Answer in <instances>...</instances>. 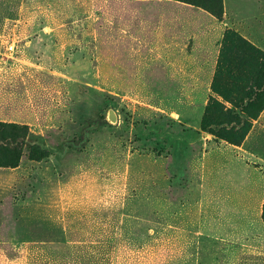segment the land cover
Returning <instances> with one entry per match:
<instances>
[{
  "label": "rangeland",
  "instance_id": "374dc122",
  "mask_svg": "<svg viewBox=\"0 0 264 264\" xmlns=\"http://www.w3.org/2000/svg\"><path fill=\"white\" fill-rule=\"evenodd\" d=\"M85 2L0 0V140H27L0 150V264H189L195 232L227 227L264 245V162L175 116L195 115L198 92L119 73L111 28L86 26ZM240 53H225L236 61L210 96L232 136L256 115L241 89L264 82L258 57ZM249 147L264 160V119Z\"/></svg>",
  "mask_w": 264,
  "mask_h": 264
},
{
  "label": "crops",
  "instance_id": "0c3cea01",
  "mask_svg": "<svg viewBox=\"0 0 264 264\" xmlns=\"http://www.w3.org/2000/svg\"><path fill=\"white\" fill-rule=\"evenodd\" d=\"M223 5L224 17L219 21L201 8L174 0H86L85 24L109 25L113 66L119 73L125 68L126 74L157 76L159 91L198 92L189 106L195 115L174 113L181 121L200 127L225 33L234 30L264 52V0H223ZM77 25H81L79 19ZM203 92H207L206 99ZM263 119L264 111L243 144L233 147L239 154L256 155L260 162L264 160L250 150L249 141ZM235 231L227 227L220 233L195 232L199 237L190 245L194 253L189 264H264V245L240 242Z\"/></svg>",
  "mask_w": 264,
  "mask_h": 264
},
{
  "label": "trees",
  "instance_id": "16d2710c",
  "mask_svg": "<svg viewBox=\"0 0 264 264\" xmlns=\"http://www.w3.org/2000/svg\"><path fill=\"white\" fill-rule=\"evenodd\" d=\"M174 1L183 2L186 4H190L194 7L201 8L207 11L208 13H210L211 15H213L219 21L223 20L224 17L223 0H174ZM230 47H233L235 50L241 52L240 53L241 55L243 54V56H246V59L244 61H248V58H250L249 56L253 55V56H257L258 60L261 61V65L264 66V52L253 46L249 41L245 40L236 31L228 30L225 33L223 39V45H222L221 55L219 58L218 68L215 74L214 83L212 85V92L216 91V87L218 85L215 83V81L218 80V77L224 75L229 79V73L226 71L225 67L234 66V62L236 61L227 58L225 55V53L229 50ZM237 71L239 72L240 69L237 68ZM243 76H246V79H248L250 75L248 72L245 71ZM241 82H243V80ZM241 90L245 92L244 100L247 101V104L243 109H248L252 112L255 111L256 115L253 117V120L256 121L260 117L261 113L264 111V82L258 85L256 91L253 90V87L249 89H241ZM222 96L224 97V99H228L226 93H223ZM210 101L211 100H209V103L205 108V112L201 121V130L205 133L213 135L218 140L225 141L236 147L241 146L247 135L250 133L253 124L245 126L244 127L245 129L240 136L239 135L232 136L231 124L224 121L225 119L224 117H229V116L227 114H220L217 115L216 118L222 122L214 121V119L212 118V116H215L214 113L212 114L214 108L212 109V106H210L211 105ZM104 125H108V124L105 123ZM26 146H27V140L25 137L22 136L16 138L9 137L0 140V150H6L15 154H21ZM35 149H37L42 154L40 160H44L50 154L48 150L41 147L40 145L39 146L36 145Z\"/></svg>",
  "mask_w": 264,
  "mask_h": 264
},
{
  "label": "water",
  "instance_id": "95a60500",
  "mask_svg": "<svg viewBox=\"0 0 264 264\" xmlns=\"http://www.w3.org/2000/svg\"><path fill=\"white\" fill-rule=\"evenodd\" d=\"M102 123H107L109 126L115 128L119 125V116L118 113L114 108H109L107 110L106 116L102 120ZM99 123L94 124L92 127L89 128V130L97 128ZM89 133L87 131L84 132V137L82 142L78 145V147H81V145L87 140Z\"/></svg>",
  "mask_w": 264,
  "mask_h": 264
}]
</instances>
